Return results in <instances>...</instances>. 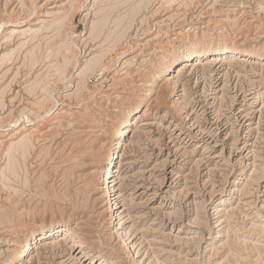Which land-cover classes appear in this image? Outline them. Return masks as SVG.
Returning a JSON list of instances; mask_svg holds the SVG:
<instances>
[{
	"label": "rangeland",
	"instance_id": "obj_1",
	"mask_svg": "<svg viewBox=\"0 0 264 264\" xmlns=\"http://www.w3.org/2000/svg\"><path fill=\"white\" fill-rule=\"evenodd\" d=\"M0 264H264V0H0Z\"/></svg>",
	"mask_w": 264,
	"mask_h": 264
},
{
	"label": "bare ground",
	"instance_id": "obj_2",
	"mask_svg": "<svg viewBox=\"0 0 264 264\" xmlns=\"http://www.w3.org/2000/svg\"><path fill=\"white\" fill-rule=\"evenodd\" d=\"M217 52L218 53H216V54H221V53L223 54L224 50L217 51ZM172 71H174L173 67L168 68L167 72L164 74V77L167 76L168 73H170ZM162 76L163 75H160L159 77L162 78ZM136 111L137 110H135L134 112H136ZM133 125L134 124H133L132 121H130L129 123L123 125L118 130V132L116 133L115 141H118L119 139L124 138L125 136H127V134L130 132V130L133 128ZM119 154H120L119 146H118V143H117L116 147L109 154V157H108V160H107L106 170H105V178H104L105 180L113 178V172H114L115 164H116V161H117V159L119 157ZM53 232L57 235V233H59L60 231L59 230H55ZM51 233H49V234H51ZM38 237H39V235H34L28 240V242L24 245V247L22 248V250H21V252L19 254V259H25L31 254L32 250L37 245Z\"/></svg>",
	"mask_w": 264,
	"mask_h": 264
}]
</instances>
